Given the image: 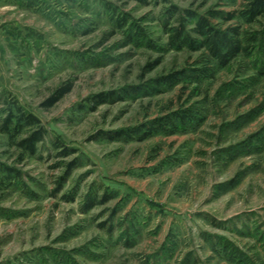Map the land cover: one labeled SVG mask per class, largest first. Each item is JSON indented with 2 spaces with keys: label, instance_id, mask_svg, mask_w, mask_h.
Returning <instances> with one entry per match:
<instances>
[{
  "label": "rangeland",
  "instance_id": "obj_1",
  "mask_svg": "<svg viewBox=\"0 0 264 264\" xmlns=\"http://www.w3.org/2000/svg\"><path fill=\"white\" fill-rule=\"evenodd\" d=\"M246 2L0 0V166L19 172L0 170V264H264V17L225 19ZM185 10L238 27L248 53L220 68L171 49ZM181 70L156 94L122 91ZM15 106L47 130L36 154L15 143L29 128L1 132ZM182 110L173 133L133 131Z\"/></svg>",
  "mask_w": 264,
  "mask_h": 264
},
{
  "label": "trees",
  "instance_id": "obj_2",
  "mask_svg": "<svg viewBox=\"0 0 264 264\" xmlns=\"http://www.w3.org/2000/svg\"><path fill=\"white\" fill-rule=\"evenodd\" d=\"M176 8H170L168 11L171 15L178 13ZM184 16H177L176 25L172 27L166 26V32L168 34V46L171 49H180L187 47L193 50L205 49L211 62L217 67H224L229 64L231 60L240 54H247L249 46L245 45L243 39H241L240 30L236 26H229L224 29L215 28L211 25L209 18L196 14L195 12L185 10ZM235 16L243 19L246 22H254L258 17H264V0H247L246 4L242 9L238 11H230L225 15L226 20H231ZM192 21L194 23L193 28L187 29V22ZM196 36L193 37L192 34ZM132 36V35H131ZM138 32L136 37L138 39ZM135 37V36H132ZM131 38V37H130ZM129 38V39H130ZM135 39V38H134ZM159 63V60L149 65L153 68ZM208 68L201 70H191L193 77L202 75L201 73L206 72ZM186 74L185 70L175 71L170 74L161 76L154 81V85L147 86H131L123 89L126 94H138L142 93L145 95H153L158 92L157 86H173L176 82ZM71 90L70 83H63L59 85L53 93L45 100L43 106L50 107L54 105L59 99H61L66 93ZM116 92H100L92 97L94 102L91 110H95L99 105L105 103L114 97ZM190 119V113L188 110H182L181 112H171L164 116H160L148 121L140 127L135 128L134 132L142 133V139L157 133H173L178 126L184 124L186 120ZM24 128H29L27 133L17 140L16 145L22 152L29 154H36L38 145L47 136V130L40 123V120L32 113L25 112L20 106L10 108L3 120L1 125V132L8 136L15 138L22 132ZM138 130V131H137ZM122 131V130H121ZM119 131L117 134L121 135L126 131ZM56 147H60L59 143H55ZM62 156H68L74 153L71 148L63 146ZM75 161H71L67 164V171L65 177L69 171L74 167ZM5 169V173L8 175L18 174L19 172L15 168H9L0 166V170ZM7 177V176H6ZM9 177V176H8ZM7 177V178H8ZM11 177V176H10ZM63 177V180L64 178ZM63 182V181H62ZM60 188V187H59ZM59 188H56L58 191ZM106 199V198H105ZM96 203H103L90 201L86 205V209H90Z\"/></svg>",
  "mask_w": 264,
  "mask_h": 264
}]
</instances>
